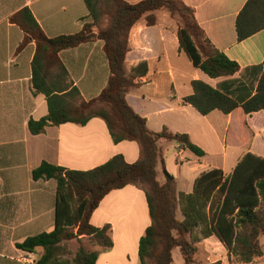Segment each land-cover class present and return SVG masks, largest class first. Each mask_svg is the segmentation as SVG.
<instances>
[{"label": "crops", "instance_id": "0c3cea01", "mask_svg": "<svg viewBox=\"0 0 264 264\" xmlns=\"http://www.w3.org/2000/svg\"><path fill=\"white\" fill-rule=\"evenodd\" d=\"M125 1L136 4L143 0ZM247 1L182 0L194 10L198 25L212 44L239 65L240 72L232 77L211 79L194 68L179 49L178 24L166 11L155 13V25L149 26L143 18L130 30L126 72L130 74L142 64L147 65L148 71L136 80L139 86L127 94L129 105L147 119L150 131L160 132L167 127L173 133L188 134L206 153L202 158L186 157L188 150L175 142L159 141L162 158L159 179L163 181L164 166L176 184L183 182L185 191L180 193L192 194L197 178L211 169H221L226 176L230 175L247 153L264 159L263 111L244 115L238 109L226 115L215 110L202 116L182 103L183 97L192 94L194 80H201L236 100L255 94L261 75L259 68L264 62V29L244 41L237 40L236 18ZM23 8L30 9L51 38L79 32L87 16L83 0H0V264H31L27 258L37 260L42 250L24 252L16 248V243L54 229L56 181L32 179V171L43 161L87 171L118 154L128 163L139 158L138 144L133 141L115 144L105 122L99 118L84 126L65 123L49 126L38 135L29 132V120L46 118L48 106L45 96L35 94L31 83L35 43L30 41L18 50L25 36L9 21L10 16ZM93 32L97 34L98 29L94 27ZM59 57L71 86L79 90L84 100L100 95L110 77L102 41L64 50ZM235 130L237 135L233 133ZM210 155L221 157L223 166L208 165ZM226 162H233L229 171L225 169ZM90 223L97 228L109 225L113 240L109 249L93 246L87 238L75 240L78 247L98 253L95 264H139V242L151 224L142 189L129 185L110 192L93 212ZM260 243L264 252V236ZM198 248L196 258L203 262L225 264L228 258L227 250L215 236L200 241ZM173 264H184L182 255L177 258L173 255ZM250 264H264V254Z\"/></svg>", "mask_w": 264, "mask_h": 264}, {"label": "trees", "instance_id": "16d2710c", "mask_svg": "<svg viewBox=\"0 0 264 264\" xmlns=\"http://www.w3.org/2000/svg\"><path fill=\"white\" fill-rule=\"evenodd\" d=\"M87 16L79 32L48 37L32 12L23 8L9 17L10 23L24 33L18 47L22 50L30 41L35 43L31 83L35 94L46 98L48 115L30 119L28 129L38 135L49 126L73 123L84 126L91 119L103 120L112 141L117 144L133 141L138 144L139 158L128 163L118 154L106 163L87 171L70 170L43 161L32 171V179L56 181L55 226L16 243L18 250L41 255L32 264H95L97 252L79 246L72 253L73 240L87 238L103 249L113 246L111 227H94L93 212L106 195L126 186L142 189L146 196L151 224L139 242V264H173V250L178 248L184 264H222L200 262L196 256L198 243L215 236L228 252L230 264H250L264 254L260 238L264 236V159L247 153L230 175L221 169H211L196 180L192 194L177 193L175 178L163 166V181L158 167L162 158L160 140L175 142L198 158L205 151L185 133H173L164 127L152 132L147 119L128 103L127 94L146 75V64L130 74L125 60L129 51L131 28L141 19L151 26L157 23L158 11H166L178 24L179 49L193 67L211 79L232 77L240 72L239 65L218 50L198 25L194 10L182 0H143L130 4L125 0H83ZM98 33L93 32V28ZM238 41H244L264 29V0H248L236 18ZM94 40L103 42L110 77L100 95L84 100L72 87L68 71L60 60V52ZM256 92L252 97L236 100L201 80L192 81L193 92L182 103L192 106L202 116L218 110L230 114L240 109L244 115L264 112V62ZM49 119V121H47ZM178 208L183 219L177 218Z\"/></svg>", "mask_w": 264, "mask_h": 264}, {"label": "rangeland", "instance_id": "374dc122", "mask_svg": "<svg viewBox=\"0 0 264 264\" xmlns=\"http://www.w3.org/2000/svg\"><path fill=\"white\" fill-rule=\"evenodd\" d=\"M233 133H234L235 135H237L238 131L235 130V132L233 131ZM227 145H228V147H229V143H227ZM185 156H186V157H188V156H189V157H194V154H193L192 152H190V151H186ZM220 158H221V157H219V156H217V157H214V156H211V155H210V156H207L206 163H207L208 165H210V166H218V167H222V166H223V163L221 162V159H220ZM186 163H187V161L185 160V161L183 162V164L186 165ZM232 164H233V162H226V163H225V169H226L227 171H229L230 168H231V166H232ZM175 181H176V180H175ZM176 191H177L178 194L180 193V191H185V187H184V184H183L182 181H177V184H176ZM177 218H178L179 220H182V219H183L182 212H181V210H180L179 208H178V211H177ZM68 244H69V247H70L72 253H75L76 250L78 249V243H77L75 240H73V241H71V242L68 243ZM75 249H76V250H75ZM173 255H174V258H177L178 256L180 257V255H181V254H180V250H179L178 248L175 249ZM220 258H221V256H219V259H220ZM197 260H198V259H197ZM198 261L203 262V261H201V260H198ZM224 262H225V264H230L228 258H225Z\"/></svg>", "mask_w": 264, "mask_h": 264}, {"label": "built area", "instance_id": "2783aa9c", "mask_svg": "<svg viewBox=\"0 0 264 264\" xmlns=\"http://www.w3.org/2000/svg\"><path fill=\"white\" fill-rule=\"evenodd\" d=\"M27 261L32 264L34 262V259L33 258H27Z\"/></svg>", "mask_w": 264, "mask_h": 264}, {"label": "water", "instance_id": "95a60500", "mask_svg": "<svg viewBox=\"0 0 264 264\" xmlns=\"http://www.w3.org/2000/svg\"><path fill=\"white\" fill-rule=\"evenodd\" d=\"M47 121H49V119H47Z\"/></svg>", "mask_w": 264, "mask_h": 264}]
</instances>
